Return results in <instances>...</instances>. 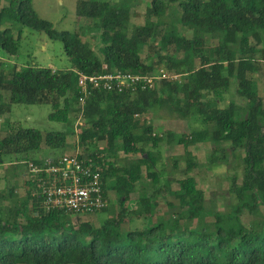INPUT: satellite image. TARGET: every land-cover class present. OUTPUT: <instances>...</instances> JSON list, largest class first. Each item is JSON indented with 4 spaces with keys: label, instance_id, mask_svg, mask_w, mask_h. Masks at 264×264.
<instances>
[{
    "label": "trees",
    "instance_id": "16d2710c",
    "mask_svg": "<svg viewBox=\"0 0 264 264\" xmlns=\"http://www.w3.org/2000/svg\"><path fill=\"white\" fill-rule=\"evenodd\" d=\"M113 1L79 0L76 14L90 23L75 31L57 29L39 15L32 0H10L0 8V50L18 54L22 29L17 37L14 30L21 24L61 40L73 63L72 71H60L0 59V119L14 104L50 103V119L74 126L82 111L81 73L148 74L165 68L179 76L137 91L96 90L87 98L84 125L77 129V146L84 147L78 158L102 174L108 197V191H115L116 216L95 225L74 222L73 213L48 210L37 181L51 180L46 178L53 174L46 171L28 173L23 197L14 186L0 189V264H264V215L259 208L264 204V103L253 79L260 71L256 57L264 59V0H152L145 23L131 26L132 4ZM171 5L178 8L176 22L164 26L162 19L174 14ZM178 26L190 29L191 35ZM88 34L100 40L103 56L83 39ZM145 46L149 53L143 59ZM179 53L183 57H177ZM232 87L245 99L244 105L223 106ZM158 109L199 120L201 127L188 133H159L148 119ZM3 130L0 163L5 155L20 154L16 162L45 168L48 159L57 162L66 154L65 130L44 136L38 128L10 121ZM43 140L63 153L31 157ZM100 141L106 145L100 146ZM164 142L184 146L187 173L199 164L191 146L208 142L215 146L207 157L212 168L227 160L226 144L232 150L243 149V182L239 185L233 176L230 186L237 198L234 209L207 210L204 191L195 176L188 175L178 180V190H168L179 201L168 205L179 210L154 221L158 198L165 191L158 169ZM121 152L125 158L120 163ZM144 178L151 191L143 195L138 187ZM7 198H14V203L6 204ZM100 211L113 212L112 203ZM246 211L255 215L249 223L241 217ZM134 217L142 219L140 225H131L136 224Z\"/></svg>",
    "mask_w": 264,
    "mask_h": 264
},
{
    "label": "rangeland",
    "instance_id": "374dc122",
    "mask_svg": "<svg viewBox=\"0 0 264 264\" xmlns=\"http://www.w3.org/2000/svg\"><path fill=\"white\" fill-rule=\"evenodd\" d=\"M79 0H32V4L36 11L42 18L51 21L54 26L59 30H71L75 31L82 26L88 25L90 20L84 17H79L76 14V6ZM113 1V0H112ZM119 3L132 4L130 13V26L131 25H143L147 20L148 16L146 14L147 4L152 0H117ZM114 2V1H113ZM10 3V0H0V8L6 6ZM174 14L167 16V18L162 19L164 21L163 25L166 26L171 21L176 22V17L178 15L177 5H171ZM11 27V26H10ZM179 30L184 34L191 35V30L182 26H178ZM22 29V36L19 39V52L17 55L13 56L8 54L2 49L0 50V59L10 63H18L20 67L27 65H41L46 67H51L55 70L60 71H72L73 63L72 60L67 56L63 42L61 40H52L43 31H38L21 24H15V37L19 30ZM84 40L89 41L91 47L99 56H103L100 52L102 44L100 40L93 39L92 35L88 34L83 37ZM217 41L214 40L213 44ZM160 52V49H158ZM148 51V46L143 48L141 56L146 59ZM161 53H166V51H161ZM7 55V56H5ZM177 57H183V53L177 54ZM158 58L155 56L154 60ZM256 62L260 67V71L253 74V79L255 80L256 87L258 89L259 95L263 99L264 103V59L261 56L256 57ZM196 64L199 65V60H196ZM159 67H163L160 65ZM235 88V87H234ZM231 88V93L226 94V101L223 106L235 102L244 105L245 99L236 93V89ZM52 112V106L50 103H36V104H14L12 111L5 114L3 118L0 119V135L5 134V130L8 126V122L15 124H20L23 127H35L42 131L43 135L48 131H67L68 143L64 151L66 153L72 152H83L84 147L82 145L77 146L79 142V133L77 131L80 125H84V120L82 113H77L76 124H65L60 121L50 119L49 115ZM149 116V115H148ZM76 117V116H75ZM148 119L154 124L156 131L159 133L165 132L167 130H172L176 134H181L185 132H190L194 128H200L201 123L199 120L194 118H182L177 113L171 115L166 109H158L155 111L154 115L150 114ZM85 126H88L85 124ZM100 146H105V141L99 142ZM147 145V147H149ZM214 145L212 143H199L195 146H191L189 149L192 151L193 155L198 161V166L193 168L190 172L186 171V159L184 157L185 148L183 145L176 144H166L165 142L160 146L163 153L162 161L158 164V169L161 171V182L165 191L164 194L160 196L153 220L156 221L162 217H167L169 214L176 213L179 209L171 210L168 205L172 202L176 205L179 204L178 199L173 196L168 190H178L180 188L179 179L184 178L188 175L195 176L198 188L202 189L205 193V207L210 211H220L222 213L231 212L235 204L237 203V198L233 192L230 190L233 176H237V183L239 185L243 182L244 176V165L240 158L241 154H244L243 149L232 150L228 144L225 145L227 151V160L220 161L218 166L209 167V162L207 157L214 151ZM63 153L62 149H52L43 140L39 150L32 151L30 153L31 157L42 159L55 154ZM22 155H5L3 162L0 163V189H8L11 186L16 187L17 195L23 197L26 195L24 186V175L29 173V167L26 166L24 162H16L21 159ZM121 162L125 158V155L120 153ZM178 161L177 166H175L174 160ZM28 171V172H27ZM26 172V173H25ZM25 173V174H24ZM166 183L168 187L166 189ZM169 188V189H168ZM140 194H148L151 189L149 188V182L147 178H144L138 187ZM109 198L111 199L113 212L108 214V211H100L93 214H74L73 221L81 222L88 220L93 222L95 225H99L100 220L106 219L109 215L116 216L118 214L117 208V197L115 191H108ZM6 204L11 205L14 203V198H7ZM259 208L264 215V204L259 203ZM244 222L249 223L254 218L255 215L248 211L241 215ZM208 216V219H211ZM130 218L128 217L127 220ZM136 220V224H131L126 222L125 227L138 226L141 224L142 219L132 218Z\"/></svg>",
    "mask_w": 264,
    "mask_h": 264
},
{
    "label": "built area",
    "instance_id": "2783aa9c",
    "mask_svg": "<svg viewBox=\"0 0 264 264\" xmlns=\"http://www.w3.org/2000/svg\"><path fill=\"white\" fill-rule=\"evenodd\" d=\"M178 75L159 68L153 73L139 74L130 71H108L99 74L81 73L78 76L80 89L79 107L83 114L87 98L96 90L137 91L155 87L162 79H178ZM79 152V151H78ZM66 153L57 162L48 159L45 168L30 165L31 175L46 171L53 176L37 181L43 186L45 205L48 210L56 209L73 214H93L108 207L109 197L102 183V174L93 171L78 158V153Z\"/></svg>",
    "mask_w": 264,
    "mask_h": 264
},
{
    "label": "crops",
    "instance_id": "0c3cea01",
    "mask_svg": "<svg viewBox=\"0 0 264 264\" xmlns=\"http://www.w3.org/2000/svg\"><path fill=\"white\" fill-rule=\"evenodd\" d=\"M27 172H28V171H27ZM25 173H26V172H25ZM25 173H24V174H25ZM28 176H29V174H28V175H27V174H25V175H24V179H25L26 177H28Z\"/></svg>",
    "mask_w": 264,
    "mask_h": 264
}]
</instances>
